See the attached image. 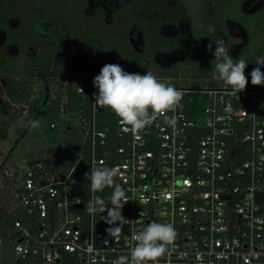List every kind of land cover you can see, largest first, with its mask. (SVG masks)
<instances>
[{
  "label": "built area",
  "instance_id": "obj_1",
  "mask_svg": "<svg viewBox=\"0 0 264 264\" xmlns=\"http://www.w3.org/2000/svg\"><path fill=\"white\" fill-rule=\"evenodd\" d=\"M164 81L181 89L182 99L137 132L95 105L91 78L73 82L80 102L64 90L57 107L76 117L81 131L72 153L31 157L25 170L0 174L8 207L19 213L7 231L15 257L113 264L129 251L134 231L158 221L172 223L177 235L156 264H264V84L246 83L236 93L209 77ZM101 162L117 167L114 180L129 197L122 207L129 223L118 237L105 231L106 211H86L93 195L87 175ZM15 171L14 184H5ZM110 193L105 187L95 195ZM23 215L33 216L32 228Z\"/></svg>",
  "mask_w": 264,
  "mask_h": 264
},
{
  "label": "rangeland",
  "instance_id": "obj_2",
  "mask_svg": "<svg viewBox=\"0 0 264 264\" xmlns=\"http://www.w3.org/2000/svg\"><path fill=\"white\" fill-rule=\"evenodd\" d=\"M153 1L158 4L160 0H87L85 5L87 13L99 7L104 8L106 15L104 28L100 38H87L84 41V47L73 49L70 52L65 59L64 70L74 78H88L97 74L105 63H119L128 72L142 74L144 71H151L163 80L180 74L188 62L190 47L188 42L184 41L185 34L178 32L177 24L175 27L169 19L158 23L159 21L150 16L151 13L147 12L148 5ZM165 3L163 0L161 5ZM260 3L263 4L264 1L251 0L244 9L254 5L255 8ZM131 18H140L147 27L137 23L133 24L130 29L128 22ZM228 26L230 31L246 44L245 49H251L254 46L255 41H249V35L247 30L243 29L244 27L241 28L234 22L228 23ZM149 29L157 37L154 41L144 37ZM209 30L212 29L209 28ZM51 34L54 33L51 32ZM253 35L256 36V33ZM9 38L8 48H0V54L10 58L20 56L21 47L18 34H10ZM53 39L56 40V36H53ZM197 44L200 45V43ZM206 47L211 46L208 44ZM130 49L148 51L151 55V63L130 59L127 56ZM27 50L31 54L34 45H29ZM229 50L235 53L238 50V44H230ZM259 57H264V51ZM215 63V58L209 61L210 74L213 73ZM250 71V68H245L244 73L247 79H250L248 77ZM3 81L4 79L0 77L1 96L4 95ZM62 89L59 79L52 76H41L37 78V86L30 98L20 102L16 107L20 109L19 116H11L10 107H5L1 111V116L9 121V127L0 130V164L3 167L0 171L2 174L7 173L10 176L14 168L19 171L25 170L26 160L31 157L50 154L66 156L72 153L73 142H76L81 135L80 124L76 117L64 114L55 105L54 97L62 95ZM32 120L38 121V127L30 126ZM50 123L55 126L50 127Z\"/></svg>",
  "mask_w": 264,
  "mask_h": 264
},
{
  "label": "trees",
  "instance_id": "obj_3",
  "mask_svg": "<svg viewBox=\"0 0 264 264\" xmlns=\"http://www.w3.org/2000/svg\"><path fill=\"white\" fill-rule=\"evenodd\" d=\"M243 1L215 0L211 13L206 12V7L203 13H199L193 25L192 34H185L184 41L200 40L204 46L193 45L188 62L182 68L180 76L209 77V84L225 86L221 81L213 78L208 68L209 61L215 58L212 52L215 47L214 42L218 39H223L225 46L229 47L230 44L237 43L238 50L235 53L229 50V55L234 59L248 61L247 68L252 69L256 66L257 58L264 51V5L253 13L245 14L240 8ZM86 4L87 0H24V22L21 34H18L21 54L15 58L0 56V77L4 79L2 84L4 95H0V130L9 127V121L1 116V111L5 107H10V115L19 116L20 109L16 107L20 102L30 98L37 86V78L41 76L46 75L59 79L63 88L62 93L64 90L67 91L69 101L77 103L82 100L83 96L75 93L73 84L80 78L70 76L64 70V65L70 52L73 49L84 47V41L87 38L101 37L104 19L97 14V11L87 13ZM226 4L229 5V11L226 9ZM227 17L244 26L249 35V41H255L251 49H245L246 44L230 34L225 21ZM135 19L141 20L140 18ZM130 22L131 20L128 26ZM44 24H49V30H52L54 34H46L37 30L36 25ZM208 26L214 27L211 32L207 30ZM254 33L256 36L253 35ZM53 36H56V40ZM207 43L211 44L210 48L205 47ZM31 44L34 45V51L28 54L27 48ZM127 56L132 60L139 59L147 64L151 63L150 54L145 51L137 52L130 49ZM261 71L264 72V66H261ZM88 78L92 79V77ZM59 97L60 94L54 98L56 106H58ZM82 103H85L84 100ZM1 168L3 167L0 164ZM0 173L2 174L1 171ZM16 173V171L13 173L12 179L6 177L5 184L13 185ZM2 190L0 186V264H45L31 261L28 258H17L13 255L12 243L7 237V231L11 228L13 220L19 217V213L16 210H10L8 198L4 197L6 193L4 194ZM33 219V216L23 215L22 223L32 228Z\"/></svg>",
  "mask_w": 264,
  "mask_h": 264
},
{
  "label": "clouds",
  "instance_id": "obj_4",
  "mask_svg": "<svg viewBox=\"0 0 264 264\" xmlns=\"http://www.w3.org/2000/svg\"><path fill=\"white\" fill-rule=\"evenodd\" d=\"M214 43V79L230 86L236 93L242 91L246 83L264 84V72L261 71L264 57L257 58V66L251 69L248 73L250 79H247L244 69L248 61L234 59L229 55V46H225L223 39ZM92 84L96 89L92 93L95 105L100 108L107 107L114 112L121 123L126 125L124 131L129 130L128 126L133 132L142 130L152 123L156 114L172 110L183 96L181 89L158 78L151 71H144L142 74L128 72L119 63H105L101 66L99 72L92 77ZM227 110H231L230 105ZM166 122L175 127L176 116L166 117ZM30 126L38 127V121L32 120ZM117 172V167H109L101 162V166L94 167L87 175L93 195L86 203V211L90 214L106 211L102 219L109 227L105 231L113 237H118L122 225L129 223V219L122 215V207L129 197L126 189L114 180ZM105 187L111 188L107 199L95 195ZM109 203L111 206L106 208ZM176 235L177 231L172 223L150 221L132 233L129 251L117 256L113 264H156L157 258L164 255L168 246L173 244Z\"/></svg>",
  "mask_w": 264,
  "mask_h": 264
},
{
  "label": "flooded vegetation",
  "instance_id": "obj_5",
  "mask_svg": "<svg viewBox=\"0 0 264 264\" xmlns=\"http://www.w3.org/2000/svg\"><path fill=\"white\" fill-rule=\"evenodd\" d=\"M251 0H244L241 5L240 8L242 10V12H244L245 14H250L253 13L255 11H257L259 8H261L264 3H260L259 6L255 7L251 6L249 8L246 7V9H244V7L246 5H248L250 3ZM264 1V0H263ZM161 2H163V0H160L159 3L157 4L156 2H152L148 5L149 9L147 12H150V16L154 17L156 21H159L158 23H163L164 21H166V19H169L171 22H173V25L175 27H177L178 25V32L180 34H192V28L193 25L196 21V18L199 16V13L204 11L205 7H206V12L211 13L213 7L215 6V0H165V5H161ZM227 5V4H226ZM23 6H24V0H0V32L2 34V39L0 40V48L1 49H7L9 44H10V34H21V29H22V24H23ZM125 7V6H124ZM226 9L229 11V5L226 6ZM98 12L97 14H100L103 19H106V15H105V10L104 8L102 9L101 7L94 9L92 11H90L91 13L94 12ZM170 16V17H168ZM226 26L228 31L230 32V34L232 36H234L237 39H240L239 37L235 36L236 34H233L230 31V28L228 26V23L230 22H234L235 24H237L238 26H240L241 28H243L244 26L239 24L237 21L232 20L230 18H226ZM144 21L142 20H136L135 18H131V22H130V29L131 26L133 24H142L143 27H147L144 25L143 23ZM177 24V25H176ZM36 28L38 31L42 32V33H46V34H51L52 30H49L50 25H36ZM209 28H211L213 30V26H208L207 30L209 32H211L212 30H209ZM129 29V30H130ZM244 30H246L245 28H243ZM151 29L148 30L147 35H144L145 38H148L153 40L155 38H157L155 36V34H153L151 31ZM45 31V32H44ZM150 31V32H149ZM144 38V39H145ZM192 38V37H191ZM187 43V42H186ZM197 43H200V45H198ZM190 49L192 50L193 45L197 46V47H202L204 46V44L200 41V40H192L190 42H188ZM210 43L205 44L208 45ZM185 45V44H184ZM211 46V44H210ZM0 49V52H1ZM135 50V49H132ZM34 51V50H33ZM137 51V50H135ZM145 51L147 54L148 51L146 50H142ZM142 51H137V52H142ZM28 53V50H27ZM33 53V52H32ZM31 53V54H32ZM30 54V53H28ZM190 54V51H189ZM0 56L2 57H7L3 54H0ZM189 56V55H188ZM149 58L151 59V55L149 56ZM180 76V74H177V77ZM183 77V76H181ZM84 78H80L79 80H83ZM56 98V97H54Z\"/></svg>",
  "mask_w": 264,
  "mask_h": 264
}]
</instances>
